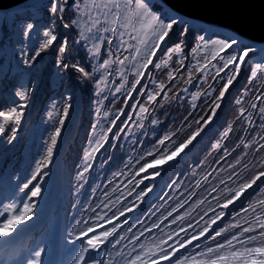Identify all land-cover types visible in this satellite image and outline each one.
Instances as JSON below:
<instances>
[{"label": "trees", "instance_id": "1", "mask_svg": "<svg viewBox=\"0 0 264 264\" xmlns=\"http://www.w3.org/2000/svg\"><path fill=\"white\" fill-rule=\"evenodd\" d=\"M154 2V8L159 7L157 10L163 12L167 9L165 14L170 19L176 18L161 0ZM31 18L33 14L23 8L15 12L0 8L1 66L10 59L6 43L10 27L16 30L17 22ZM174 26L179 27V23L176 21ZM195 27L219 31L221 35L212 33L231 39L224 30L194 22L192 32L183 33L179 41L190 46L192 40H197L192 36ZM236 43L238 45L239 41ZM242 44L240 49L246 47L249 48L247 52L254 51V45ZM56 45L34 55L35 64L41 62V72L31 90L33 98L22 100L26 106L17 103L18 91L25 87L22 76L15 83V92L13 86L0 84V112L11 113L12 117L8 120L0 117V127L5 128L0 133V159L7 154L3 162V169L7 170L0 178L8 177L7 183L0 188V214L4 212L0 225L11 226V219L22 220V213L28 216L27 220L34 218L36 202L42 200L43 180L51 176L46 160L49 148L53 152L55 145L52 140H30L31 134H24L15 127V116L19 114V122L29 117L33 125L30 133L44 117L43 107L36 111L33 102L36 92L47 80L44 76L58 68L54 64L56 60L60 57V68L66 59L63 58L65 52L59 51L61 46ZM226 52L227 48L219 51L220 60L202 56L199 61L193 60L187 51L180 52L170 64L163 63L155 69L164 89L169 84L167 80H171L170 92L167 90L164 96L156 92L154 100H149L148 90L147 94L144 90L113 94L106 98L109 104L103 112L108 118L100 142L102 146H93L87 152V138L77 147L75 139H71L64 158L65 166L69 167L64 171V236L70 238L99 223L104 227L80 241L78 247L73 245L67 264H94V261L101 264H132L133 261L135 264H177L178 261L180 264H210L220 256L227 257V261L218 260L217 264H245L249 255L255 259L264 258L245 252V249L264 247V238L260 236L264 231L260 227L264 225V176L259 175L264 172V63L259 64V60L257 64L238 69L236 66L240 65L233 64L232 60L235 55ZM203 61L206 63L201 64ZM17 62H12L15 68L19 66ZM72 69L69 73L66 69L56 70L62 76L50 82L53 94L55 89L60 93L62 88H74L71 79L67 83L64 81V75H72ZM254 69L259 76L247 74ZM243 70L245 72H241ZM34 79H30L31 82ZM229 79L232 82L220 97ZM86 85L83 82L81 86L84 100H88L92 92L91 85ZM147 88L152 90L148 84ZM183 90L194 92L196 96L189 99ZM87 115L88 111L82 114L76 138L83 135ZM13 128H16L15 135ZM182 144H186L183 150L166 163L140 171L154 160L170 156ZM86 165H90L87 171ZM253 179L255 183L225 208L227 201ZM37 188L39 194L33 196ZM112 229L115 231L99 248L88 246L90 238H101V233ZM228 241H232L231 245ZM44 244L48 245L30 240L20 260L38 259L36 254L47 247ZM218 245L224 247L218 248ZM98 251L100 257L96 254ZM82 252L85 260H81ZM232 252L243 255L233 257Z\"/></svg>", "mask_w": 264, "mask_h": 264}, {"label": "rangeland", "instance_id": "2", "mask_svg": "<svg viewBox=\"0 0 264 264\" xmlns=\"http://www.w3.org/2000/svg\"><path fill=\"white\" fill-rule=\"evenodd\" d=\"M154 1L30 0V9L36 14L35 18L17 22V25H15L16 30H14V26L10 27V35H6V43L9 47L8 52H11V54L10 59L8 61L6 59L5 64L0 65V74H2L0 75L2 76L0 84L13 86L12 91L15 92L17 87L15 83H18L19 79H21L20 76H22L23 81L21 82L25 87L19 89L18 94L23 92L25 95L23 98L18 95L20 99L17 103H23L25 106L26 102L22 100L33 98L31 90L34 89L39 80L38 73L41 72V62L35 64L36 61L33 58L36 53L46 49L42 46L47 43L50 37L45 36V32H51L58 38L57 41H53L49 45V50L56 44L59 47H65L63 58L66 57V59H64V63L59 68L60 57L56 60L54 64H57L58 68L53 69L51 73L44 76L47 80L42 83V87L36 92V98L33 102L34 108L38 111L43 107L45 112L44 117L39 121V125H36L38 127L34 130L32 128L33 132H29L33 126L29 117L22 118L19 125L15 124V127L20 131H24V134H31L30 140L36 139L40 142L52 140V137L56 135V129H60L59 134L56 135V143L52 152L53 157L49 155L46 160L50 166H53L49 167L51 176L50 178H45L44 182L46 180L51 181L52 175L58 174L60 171L61 166L56 158L60 156L64 142L70 140V137L75 139L76 147L81 145L82 140L87 138L89 140L87 152L97 145V141L101 142L103 140V129L107 124L106 118H108L107 114H103L109 104L106 98L113 94L119 95L126 92H130V94L135 91L141 93L143 90L144 93L148 90L150 93L146 94L149 96H154L156 92L164 96L170 92L171 80H167L166 83L168 84L169 82V84L164 89L162 78L156 76L155 69L163 63L170 64L172 60L179 56L180 52L187 51L192 59L196 61H199L202 56L206 57L204 59L220 60L222 56L219 51L222 48H227L226 53L235 55L232 60L234 61L233 64L240 65L239 67L236 66L238 69L249 64L251 66L258 60H260V63H264V45L254 44V51L248 53L249 48H239L243 45V42L252 41L250 38L240 39L237 45L236 42L239 38L236 36L228 39L222 35L224 37L222 38L214 36L213 33H216L215 31H212V33L210 32L211 30L205 31L195 27L192 36H196L197 40H192L190 46H187L186 43H181L179 38L183 33H191L196 21L183 18L179 14L176 15V18L170 19L169 15L165 14L167 10L164 12L154 10V5H152ZM140 2L147 5L149 13L159 17V20L154 22L152 27L142 26L141 22L143 21L146 25L150 17H144L142 12L137 10L136 4ZM117 3L120 5L119 9L115 7ZM53 4H56L62 11L53 12L51 10ZM158 5L160 6V4ZM47 9L50 10V13L47 16L45 15L46 19L42 22L44 11L46 12ZM97 19H99V23H97ZM172 20L177 21L179 27L174 26L168 29V35L163 40L159 39L160 33L154 32L153 28L160 21H163L164 24H169ZM28 24H32L33 27L29 29L27 27ZM232 34V32L231 34L228 32L226 36H231ZM2 36L3 34L0 33V38ZM65 41L67 42L66 45ZM221 42L229 46L226 47ZM177 46L180 49L179 51H175ZM97 47L98 50H96ZM163 52L165 53L162 54ZM16 60H18L16 64L19 66L15 68V63L12 64V62ZM149 60L152 63H148ZM105 61L108 63H105ZM240 62L242 63L240 64ZM205 63V61L201 62V64ZM65 64L83 67L89 75L85 76L84 73L79 72L76 68L72 69L73 67H64ZM145 64H147V67H144ZM65 69L67 72L72 69L73 73L71 72V74L75 75V77L64 75L65 83L71 79L75 86L74 88L71 85L69 86L73 88L72 90L62 88L59 90L60 93L55 89L56 93L53 94V90L50 89L52 86L50 82L53 83L56 78L58 79V77L62 76L58 75L56 70L60 72ZM32 71L33 73H31ZM241 72H245V70ZM250 73L251 77L260 75L256 69L251 72L248 71L247 74L250 75ZM143 74L146 76H143ZM30 79H34V81L31 82ZM83 82L87 83L86 86L91 85L92 87L88 100H84L81 87ZM147 84L152 88L153 94L147 88ZM262 88L264 87L262 86ZM183 92L189 99H193L196 96L194 92H185L184 90ZM1 93L2 91H0V95ZM48 93H51L52 96L49 97ZM134 105L130 106V111ZM85 111H88V115L84 119L83 135L76 138L73 133L76 132V128L80 125L82 113L84 114ZM222 124L223 122L220 123V126ZM68 169V166L64 167L65 171ZM57 196L61 201L63 200L60 192ZM49 216H51L50 212ZM26 233L27 228L19 225V223L9 229H0V252L8 246H16Z\"/></svg>", "mask_w": 264, "mask_h": 264}, {"label": "snow or ice", "instance_id": "3", "mask_svg": "<svg viewBox=\"0 0 264 264\" xmlns=\"http://www.w3.org/2000/svg\"><path fill=\"white\" fill-rule=\"evenodd\" d=\"M105 7H107V5H105ZM115 7H116L117 9H119V8H120V5L117 3V4L115 5ZM136 8H137V10H138L139 12H142V14H143L144 17H146V18H147V17H150V20H148V22H147L146 25L144 24L143 21L141 22V23H142V26L152 27L153 23L159 20V17L154 16V15H152L151 13L148 12L147 5L144 4L143 2L137 3V4H136ZM51 10H52L53 12L62 11V9H59V8L57 7L56 4H53V7H52ZM102 15H103V13H102ZM175 22H176V21H172V23L164 24L163 21H160L159 24L156 25L155 28H153V31H154V32H159V33H160V35H159V39L163 40L164 37L168 35V29H171L172 26H173V24H174ZM97 23H99V19H97ZM113 23H115V21H113ZM27 27H28L29 29H31V28L33 27V25H32V24H28ZM113 31H115V29H113ZM45 36H49L50 39L47 41V43H45V44L42 46L43 48H48L49 45H51V44L53 43V41H57V39H58L57 36L53 35L51 32H45ZM66 43H67V42L65 41V45H66ZM221 43L224 44V46H226V47L229 46V45L225 44L224 42H221ZM233 43H235V41H233ZM96 50H98V47L96 48ZM179 50H180V49H179V47L177 46V48L175 49V51H179ZM59 51H60L61 53H64V52H65V47H64V46H61V47L59 48ZM105 63H108V62L105 61ZM121 63H123V62H121ZM148 63H152V61L149 60ZM64 67H73V68H76L79 72L84 73L85 76H88V75H89L87 72H85V69H84L83 67H78L77 65H71V66H69V65L65 64ZM144 67H147V64H145ZM157 67H158V66H157ZM231 82H232L231 79H229L228 82L224 85V89L220 91V97H223V96H224V94H225V90H227V88H228L229 84H231ZM117 91H119V89H117ZM18 95H19L21 98H23L24 95H25V93L20 92ZM154 99H155V96H149V100H154ZM216 107H219V105L217 104ZM262 111H264V110H262ZM12 112L14 113V112H16V110H15V109H12ZM0 117H4L6 120L12 118V117H11V113L6 114V113H4V112H0ZM15 121H16V124L19 125V121H20V116H19V114H16V116H15ZM4 131H5V128H4V127H0V133H3ZM15 132H16V128H13V129H12V133H13V135H15ZM59 132H60V129L57 128V129H56V135H58ZM56 135H54V136L52 137V143H53V145H55V143H56ZM194 135H195V134H194ZM188 142H189V143L191 142V138L189 139ZM96 143H97V145H100V141H97ZM161 143H163V141H161ZM100 146H102V145H100ZM185 146H186V144H182V145H180V147L177 148L176 151L173 152L170 156H167V157H164V158H160V159L154 160L152 164H147V165H145L144 168H141V169H140V171H144L145 168L153 167V166L156 165V164H164V163H166L167 160H170V159H172L173 157H175L176 155H178V154L183 150V148H184ZM97 150H98V149H93V151H97ZM48 151H49V154H51L52 149L49 148ZM88 155H89V157H90V156H91V153H89ZM88 167H90V165H86V166H85V171L88 170ZM259 175H260V176H264V172H261ZM33 179H35V176L33 177ZM30 182H31V181H30ZM30 182H29V183H30ZM253 183H255V179H253V181H252L251 183L244 184V185L240 188V190L237 191V192L235 193V195L233 196V199L227 201V203L224 205V207H225V208L228 207V205L231 204L235 198L239 197V196L241 195V193H242L246 188H250V187L252 186ZM24 187L27 188V187H28V184H25ZM38 194H39V188H37L35 191L32 192V195H33V196H36V195H38ZM25 207L27 208V206H25ZM21 219H22V220H27V219H28V216H27L25 213H22V214H21ZM18 222H19L18 220L15 221V222H13V223H12V226L15 227V224L18 223ZM7 226H8V224L6 223V224H5V227H7ZM260 227H261L262 229H264V225H261ZM88 231L91 232V231H93V230H92L91 228H89ZM114 231H115V229H112V230L109 231V232H103V233H101V234H100V237H101V238H95V237L90 238V239L88 240V246H89L90 248H92V249L99 248L100 244L103 243L104 240H106V239L108 238V236L112 235V233H113ZM245 231H252V230H251V229H245ZM201 234H203V233H201ZM217 235H220V233H217ZM260 236H261L262 238H264V231H261ZM232 239L235 240L236 237L233 236ZM249 239H250V240H254L255 237H249ZM94 241H95V242H94ZM231 243H232V241H228V244H229V245H231ZM182 246H183V245H181V247H182ZM217 247H218V248H223L224 246H223V245H218ZM85 251H87V249H85ZM211 251H212V249H209V252H211ZM245 252H247V253H249V254H251V253L259 254L261 257H264V247H257V248H254V249H245ZM36 255L39 256V253H37ZM231 255H232L233 257H236V256H238V255H243V253L232 252ZM163 258H164V259H168L167 256H164ZM137 259H139V257H137ZM81 260H85V256H84V253H83V252L81 253ZM218 260L227 261V257L220 256V257H218L217 259H213V260H211V261H210V264H217V261H218ZM94 264H101V262H100V261H94ZM132 264H135V261H133ZM177 264H180V262L178 261ZM245 264H264V258H261V259H255V258L252 257L251 255H249V258L245 260Z\"/></svg>", "mask_w": 264, "mask_h": 264}, {"label": "water", "instance_id": "4", "mask_svg": "<svg viewBox=\"0 0 264 264\" xmlns=\"http://www.w3.org/2000/svg\"><path fill=\"white\" fill-rule=\"evenodd\" d=\"M26 0H0V7ZM178 10L264 41V0H165Z\"/></svg>", "mask_w": 264, "mask_h": 264}, {"label": "bare ground", "instance_id": "5", "mask_svg": "<svg viewBox=\"0 0 264 264\" xmlns=\"http://www.w3.org/2000/svg\"><path fill=\"white\" fill-rule=\"evenodd\" d=\"M133 58V57H132ZM131 61H133L132 59H131Z\"/></svg>", "mask_w": 264, "mask_h": 264}]
</instances>
